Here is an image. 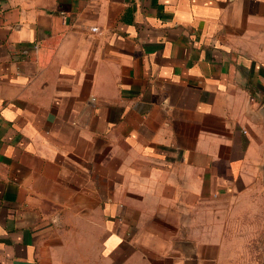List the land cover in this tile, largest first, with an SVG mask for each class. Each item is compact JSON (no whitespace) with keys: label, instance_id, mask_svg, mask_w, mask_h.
<instances>
[{"label":"crops","instance_id":"1","mask_svg":"<svg viewBox=\"0 0 264 264\" xmlns=\"http://www.w3.org/2000/svg\"><path fill=\"white\" fill-rule=\"evenodd\" d=\"M263 106L264 0H0V264H228Z\"/></svg>","mask_w":264,"mask_h":264},{"label":"rangeland","instance_id":"2","mask_svg":"<svg viewBox=\"0 0 264 264\" xmlns=\"http://www.w3.org/2000/svg\"><path fill=\"white\" fill-rule=\"evenodd\" d=\"M257 184L242 196L231 197L228 208L220 211L229 238L228 264H264V186Z\"/></svg>","mask_w":264,"mask_h":264},{"label":"built area","instance_id":"3","mask_svg":"<svg viewBox=\"0 0 264 264\" xmlns=\"http://www.w3.org/2000/svg\"><path fill=\"white\" fill-rule=\"evenodd\" d=\"M92 32L97 33L98 32V28L97 27L92 28Z\"/></svg>","mask_w":264,"mask_h":264},{"label":"water","instance_id":"4","mask_svg":"<svg viewBox=\"0 0 264 264\" xmlns=\"http://www.w3.org/2000/svg\"><path fill=\"white\" fill-rule=\"evenodd\" d=\"M263 111H264V106H263Z\"/></svg>","mask_w":264,"mask_h":264}]
</instances>
